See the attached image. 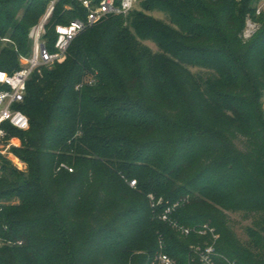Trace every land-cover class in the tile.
Masks as SVG:
<instances>
[{"label": "trees", "instance_id": "1", "mask_svg": "<svg viewBox=\"0 0 264 264\" xmlns=\"http://www.w3.org/2000/svg\"><path fill=\"white\" fill-rule=\"evenodd\" d=\"M52 1L0 0V70L20 68ZM253 1L139 0L79 34L64 65L33 74L18 106L30 129L5 125L29 168L0 160V202L19 201L0 203V264H148L160 241L189 264L201 239L159 219L184 199L172 220L209 223L220 254L264 264V16L261 33L243 38ZM86 15L79 0H58L49 48L56 25ZM86 76L95 84L78 89ZM149 194L166 205L153 209ZM227 211L255 217L250 245Z\"/></svg>", "mask_w": 264, "mask_h": 264}, {"label": "built area", "instance_id": "2", "mask_svg": "<svg viewBox=\"0 0 264 264\" xmlns=\"http://www.w3.org/2000/svg\"><path fill=\"white\" fill-rule=\"evenodd\" d=\"M79 1L87 10L86 17L76 19L67 25H56V41L53 49L49 48L48 40L45 38V27L53 13L54 2L41 23L32 30L30 34V38L33 40L32 51L29 56L23 58L20 68L12 74L0 70V139L8 136L5 125H10L20 131L30 129L29 118L18 109V106L24 102L28 82L36 71L63 61L67 57L72 42L79 34L111 16L126 17L139 2V0H100L98 3H95L94 0ZM2 41L8 42L9 40L3 39ZM95 82L96 80L92 79L88 82V85H93ZM82 86L83 84H80L77 88L80 89ZM129 185L136 188L137 183L132 180ZM148 200L155 210L165 204L162 198L157 199L154 194H149ZM185 201L187 199L172 205L165 204L166 206L159 215V219L168 222L183 237L195 235L201 239L200 242L191 244L189 247V264H237L217 251L220 234L215 227L208 223L186 227L171 219V214ZM160 249L148 264H178L174 258L163 252L162 241H160Z\"/></svg>", "mask_w": 264, "mask_h": 264}, {"label": "rangeland", "instance_id": "3", "mask_svg": "<svg viewBox=\"0 0 264 264\" xmlns=\"http://www.w3.org/2000/svg\"><path fill=\"white\" fill-rule=\"evenodd\" d=\"M53 1H54V5H55V3L58 0H53ZM239 1H241V0H239ZM51 5L49 6L48 10L50 9ZM251 5L256 8V11H255V15H253V16L249 15L246 19V27H245V30L243 33V38L246 41H249V40L256 38L261 33V30L263 28V23L259 20V18L264 16V0H254ZM48 10H47V12H48ZM47 12H46V14H47ZM46 14H44L43 17L41 18V20L36 25L32 26L31 29L29 30L28 37L31 41L32 46H33V40L30 38V34H31L32 30L34 28H36L41 23L42 19L44 18V16ZM156 16L164 19V17L162 15L156 14ZM20 17H21V14L18 15V18H20ZM151 47H152V50L154 52L158 51V48L155 47L154 45H151ZM24 57H27V56L26 55H20L19 56L20 66L23 63ZM68 58H69V55L67 54V57L63 61L58 62L53 66L46 67V68H43L41 70L36 71L35 75L34 76L32 75L33 78L35 76L36 77L39 76V77L43 78L44 72H49V71L55 70L58 66L64 65L67 62ZM170 68L171 69L168 70L169 72H176L180 77H183V78L185 77L184 76L185 74L180 69H178L179 70L178 71L174 67H170ZM192 71L194 73L200 72L199 69H192ZM94 72H97V71H94ZM202 74L206 75L205 72H203ZM87 76L84 77L82 84H88V82L93 79L90 76L89 77H87ZM33 78L31 79V81L34 80ZM261 108H262L263 114H264V93H263L262 98H261ZM21 149H23V142H22L21 136H18V135L13 136V137L7 136L3 139H0V160L9 163L16 170H18L20 172L28 173L29 165L21 158L20 151H19ZM18 202H19L18 200H13V201H1L0 203L3 205H15V204H18ZM166 204H168V203H166ZM227 214L230 218V226L232 227V229L234 230V232L236 233L238 238L246 246L250 245L251 241H250V238L248 237L246 230L249 227H253L255 217L253 215H246L245 213H241V212L227 211ZM18 244H21V241L18 242ZM193 244H195V243H193ZM0 246H2V243L0 244ZM189 255H190V251H189Z\"/></svg>", "mask_w": 264, "mask_h": 264}]
</instances>
